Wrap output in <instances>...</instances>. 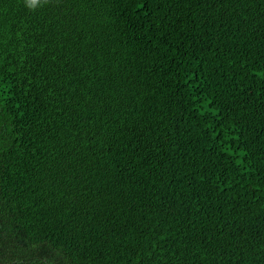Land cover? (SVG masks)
<instances>
[{"label":"trees","instance_id":"trees-1","mask_svg":"<svg viewBox=\"0 0 264 264\" xmlns=\"http://www.w3.org/2000/svg\"><path fill=\"white\" fill-rule=\"evenodd\" d=\"M0 264H264V0H0Z\"/></svg>","mask_w":264,"mask_h":264}]
</instances>
